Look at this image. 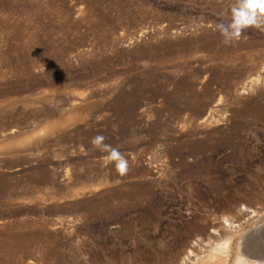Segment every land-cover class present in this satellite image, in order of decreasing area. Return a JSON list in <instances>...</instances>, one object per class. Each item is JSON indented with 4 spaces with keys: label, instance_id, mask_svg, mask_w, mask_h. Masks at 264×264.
<instances>
[{
    "label": "rangeland",
    "instance_id": "obj_1",
    "mask_svg": "<svg viewBox=\"0 0 264 264\" xmlns=\"http://www.w3.org/2000/svg\"><path fill=\"white\" fill-rule=\"evenodd\" d=\"M233 2L0 0V264L264 260V32L224 46Z\"/></svg>",
    "mask_w": 264,
    "mask_h": 264
},
{
    "label": "clouds",
    "instance_id": "obj_2",
    "mask_svg": "<svg viewBox=\"0 0 264 264\" xmlns=\"http://www.w3.org/2000/svg\"><path fill=\"white\" fill-rule=\"evenodd\" d=\"M217 15L221 18L220 21L209 26L219 33L224 46H233L242 38L246 39L244 32L248 28L264 32V0H234ZM225 17L228 22H224ZM106 139L105 135L98 133L90 138V144L94 149L105 153L100 158L103 166L112 165L119 175H126L130 170L129 159L118 147L105 143Z\"/></svg>",
    "mask_w": 264,
    "mask_h": 264
},
{
    "label": "bare ground",
    "instance_id": "obj_3",
    "mask_svg": "<svg viewBox=\"0 0 264 264\" xmlns=\"http://www.w3.org/2000/svg\"><path fill=\"white\" fill-rule=\"evenodd\" d=\"M256 81H257V79H255V80H253L252 81V83L253 82H255V84H256ZM251 83V84H252ZM241 92H243V93H245V91H241ZM242 94V93H241ZM71 116V115H70ZM72 116H73V114H72ZM60 124V122H49V124L46 126L45 125V128H44V126H43V130H44V132H47V129L48 130H52V129H54L56 126H58ZM35 133V132H34ZM37 134V133H36ZM6 135V134H5ZM30 135V134H29ZM35 135V134H34ZM38 135V134H37ZM32 138V137H31ZM34 138V137H33ZM31 142V140H30V137H28V135H27V138H22V137H20V138H17V139H15V140H12V141H9L6 145H5V143H4V145H5V147L6 148H10V147H13V146H17V145H21V144H25L26 142ZM3 144H2V147L4 146ZM226 244V243H225ZM224 247V252L223 253H227V246H223ZM225 256L224 257H226L227 256V254H224ZM212 258V257H211ZM221 258H223V256L222 257H217V260L218 259H221ZM191 259V258H190ZM195 262H197V260H195ZM194 262V263H195ZM202 263V261H200V262H197V263H195V264H201ZM235 264H248L244 259H242V258H240V257H236V260H235ZM251 264H264V260L263 261H260L259 263H251Z\"/></svg>",
    "mask_w": 264,
    "mask_h": 264
}]
</instances>
